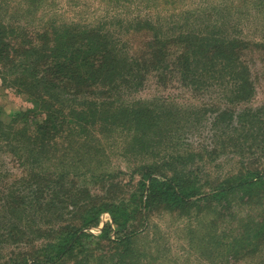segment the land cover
<instances>
[{
  "label": "trees",
  "instance_id": "16d2710c",
  "mask_svg": "<svg viewBox=\"0 0 264 264\" xmlns=\"http://www.w3.org/2000/svg\"><path fill=\"white\" fill-rule=\"evenodd\" d=\"M43 1L27 0L17 18H33ZM8 2L0 0V81L31 107L9 115L0 107V248L26 249L1 264L174 263L159 236L141 244L154 212L187 220L200 257L264 264V104L231 107L254 94L248 55L264 56V29L246 38L225 0L175 13L173 0H106L112 14L92 23H57L46 1L48 14L27 18L29 30L5 20ZM151 79L199 102L138 98ZM213 90L226 103L206 100ZM208 115L214 147L185 144ZM114 153L130 169L128 184L111 166ZM224 154L239 166L211 180L207 170ZM103 213L110 222L86 232Z\"/></svg>",
  "mask_w": 264,
  "mask_h": 264
},
{
  "label": "rangeland",
  "instance_id": "374dc122",
  "mask_svg": "<svg viewBox=\"0 0 264 264\" xmlns=\"http://www.w3.org/2000/svg\"><path fill=\"white\" fill-rule=\"evenodd\" d=\"M53 2L51 9H57L58 14L57 23L61 22H73L74 21H82L87 23H92L100 16H107L112 14L110 6H108L106 0H44L42 3V9L40 8L33 14V18H29V20H37L38 17L42 15L43 12H48L44 5V3ZM160 1V0H159ZM214 1H224V0H212ZM261 1V0H260ZM264 2V0H262ZM174 3L169 10L172 13L177 12L178 10L183 9H191L196 6L204 7L206 4V0H173ZM180 2V3H178ZM204 2V3H203ZM257 0H225L222 4L223 6L229 8L230 10L239 14L242 18V30L243 35H246V38L249 40H253L258 38L261 34H263V26L264 24V7L261 9L260 7H256L255 3ZM9 8H4V18L8 20V18H17L22 14L23 8H29L27 0H9ZM155 3V0L151 2ZM162 8V7H161ZM150 11L144 9L143 12L151 13L152 15H167L170 14L168 9L161 10L160 8L149 7ZM155 9L158 11L155 12ZM233 12V13H234ZM48 14V13H47ZM26 17L17 18L19 21L24 20L23 24H27V28L29 30L32 29L35 23L27 21ZM11 20V19H9ZM12 21V20H11ZM43 23V22H42ZM135 45H140L141 36L136 35ZM252 52L248 55L249 61L251 63V71H253V75H251L253 83H254V94L250 93V97L247 96L243 100V102H234L232 101V108H238L241 110H252L258 106L264 104V56L257 55V51ZM154 79V78H153ZM149 80L147 86L142 89L140 92L135 94L138 98H149L151 96H164V97H173L176 102H187L191 101L193 103L199 102L197 98L192 97L187 91L174 89L168 90L163 88H157L154 86V80ZM220 91H211L208 93L209 98L206 99L208 101H219L221 104L226 103V96L228 94L220 95ZM170 99V98H169ZM203 97L200 99L202 101ZM228 99V98H227ZM231 100V97H230ZM0 107L4 111L6 115L12 114L14 112L27 109L31 107L27 96L23 93H19L13 87L4 85L0 81ZM205 124L200 128V132L194 135H189L188 137H184L185 144H191L193 147H214L216 144L214 141L215 129H212V118L211 116H207ZM219 132V130H218ZM112 163L111 166L114 169H121L125 172L123 176H121V184H128L130 169L126 167L123 162V158L121 154L114 153L112 155ZM239 158L233 156L231 154H224L218 157L215 162L211 163V167L207 170V176L212 180L217 176L225 174L226 172H233L239 166ZM259 164L264 163V158L258 159ZM249 162H252V158H250ZM245 164H247L245 162ZM257 165V163H255ZM252 167V163L246 165L245 167ZM263 166V165H260ZM19 172V171H17ZM137 176L134 177V179ZM97 187V185L95 186ZM149 229L146 231L145 236L141 240V244H151L152 238L159 236L160 243H163L162 253L170 258L171 262L169 264H219V261H214L212 258L200 257L194 251L190 249L188 246L187 235L185 233V228L187 227V220L180 218L177 214H167L163 212H154L149 215ZM110 222V217L107 213H103L100 216V221L97 226L89 227L85 229L86 232H90L92 234H98L102 229L103 225ZM158 228V231H156ZM161 235V236H160ZM10 244V243H9ZM192 248V247H191ZM12 249L14 252H9ZM25 247L22 249L13 248L9 245L5 244L0 248V264L11 257L13 260L21 259L25 252ZM168 259V258H167ZM163 264H168L167 261H164ZM252 264V261H250Z\"/></svg>",
  "mask_w": 264,
  "mask_h": 264
}]
</instances>
